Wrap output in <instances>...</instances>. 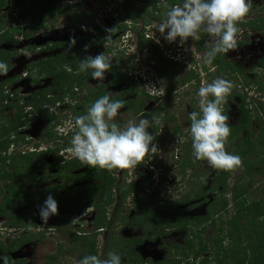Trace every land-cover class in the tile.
<instances>
[{
	"label": "flooded vegetation",
	"instance_id": "af4514ba",
	"mask_svg": "<svg viewBox=\"0 0 264 264\" xmlns=\"http://www.w3.org/2000/svg\"><path fill=\"white\" fill-rule=\"evenodd\" d=\"M93 1L95 0H54V6L51 8L53 10L56 6L58 7L60 5L62 11L66 10V14L70 12L75 14L80 13L84 15L87 20H94L95 26L93 30L91 28L86 29V26H84L85 17L82 19H80V17L79 19L73 21V23L79 24L78 26L81 25L79 28L82 31L76 28L68 30L67 32H59L58 29L48 30L45 27H47L49 21L46 25H38V27H33L31 26L32 24L28 26V24H26L22 27V33L20 35L16 34L12 40L3 43L0 46V49L9 54L10 59V70L7 75H0V77L8 76V78L5 79L0 78V85L8 83L6 87H4L3 95H0V115L4 118L3 121H0V128L3 127L2 123L7 125L6 127L9 129L7 138L9 142H11L8 151L4 153V156L6 155V157L9 158V160L6 161L7 164L4 166V170L11 174V178L8 182L14 183L18 180L25 179L28 182L24 186V191L29 194H34L31 197L34 204L29 207L25 206V210H22L24 208L23 207L15 211V214L21 215L20 218L23 217L24 220L31 219L32 222L34 219L39 220L40 216L38 214V206L43 204V200L41 199H44L45 195L52 194L56 199V197L65 196L66 194H73L75 188L87 189L92 185L99 184L92 182L93 180L90 177H87L86 179L81 178L87 173V171L85 173H76L84 168L85 170H88L87 167L78 168L77 170L71 171L69 175H66L65 172L62 171L63 168L71 162L80 160L67 153L66 149L68 148V143L70 142H65V140L59 136L55 137V135L51 138L47 132L54 133V130L58 129L61 125L57 122V120H59L57 116V114H59L58 111H62L61 114L66 112L68 115L73 111L71 113L73 118L71 122H73L72 126L75 127V118L79 116V113L84 111L87 106H91L100 97L108 95L112 101H122L124 105L118 111V114L113 122L117 123L120 127H123L130 120L138 123L141 119H149L151 123L148 131L154 137L153 143L158 145L160 150L159 155L154 156L148 161L146 159L145 164L138 165L135 169L127 170L128 177H125V180L129 181V179H131L130 182H128L129 184L134 183L135 188H139L141 184L145 186L138 194H132L126 200L130 203L131 207L135 206L134 208L136 210L131 208V212L126 213L124 212L125 209L120 208L121 212L118 214L121 216L119 217V226L116 227V229L122 228L126 224L130 225L129 223H132L134 226H138L133 223L132 218H134L137 213L142 212V208L137 206V204L138 202H141L143 198L150 199L151 202L149 205L154 204V209L151 211H175L177 212L176 215L181 219L200 220L213 215L214 208L211 206L214 202L222 200V198H220L221 188L215 184L216 169L211 168V172H209L208 186H206L202 180H197V176L200 175L196 172L198 161L194 160L192 156L193 150H190L192 147V139L190 133L191 121L189 115L192 112H199L200 108L197 106L196 101L191 99L188 102L189 104L186 109H184L182 108L183 101L180 98L187 96L188 94L194 96L198 95V90L202 81L211 83L216 78H220V76L228 78L230 82L237 80L242 76V81L245 82L244 76L238 73L242 70H240L237 66L236 58H233L232 61L230 59L232 58V54H234V56L236 55V51H238V55L243 56L244 53H247L248 51L251 52L253 48H264V30L255 31L248 26L243 27L241 23L249 24L250 22H241L238 25H240V28H244L245 31H242L241 33L238 32L239 34H237V37L239 38H237V47L233 50H229L227 53L217 54L211 64H206L204 63L203 58L209 51L206 44L210 41V37L206 32L201 30L198 34L199 39L193 40L192 38H189L188 41L192 42L189 46L186 44L180 46L179 37L175 42L169 43L164 36L156 30V26L159 21L161 22L165 20L167 18L166 14L170 10V7L167 5V0H158L156 5H153L151 2L150 6H147L143 11L141 10V12L138 7H134L130 4L122 6L118 3L119 6H117L116 3L111 2L110 0H107V2L99 0L104 4V6L97 3L98 8L96 9V12L101 7L102 9H100V12L95 17L92 12L87 10L88 4ZM138 2L143 4V0H139ZM262 2H264V0H260L258 4L261 5L258 7L260 17L255 20L264 18V16H261L264 12V4H262ZM16 3L17 0H14V2H12V0H7V5L9 7L6 10L11 9V12L13 7H16ZM44 3V0H38V4L43 5L42 9L45 11L43 12L47 13L50 10V7L48 4L44 5ZM162 4L166 5L164 11L161 8ZM31 5L32 4L29 1H26L24 8L26 10H30ZM54 13H57V15L65 14L59 12ZM245 18L249 17L247 16ZM29 20L32 21L31 18H28V21ZM107 21L111 22V25L108 24ZM30 27H33L34 30H29ZM40 27L43 28L42 31H40L41 29L39 30ZM109 29L114 30L111 34L109 42L106 46H104L105 37L109 35ZM241 30L243 29H240V31ZM252 33H257L256 35L263 36V39H251L249 36L252 35ZM36 36H41L42 38L36 40ZM73 36L76 38V41H84V45H82V48L79 49L83 56L78 57V59L82 60L86 56H95L103 52L105 56L111 58V67L108 72L105 73V79L103 81H97L92 78V69H89L86 72H78V70H73L78 67L72 65V70L68 72H71V78L75 76L73 79L77 81L74 82L73 86H66L61 90L59 88V82H56L55 79L59 74L57 64H59L62 57L69 52L67 51L69 47L68 41L70 37ZM113 36L114 38L112 39ZM157 40H159V43L156 42ZM34 42L39 45L37 46L36 44H32ZM86 46L87 51L85 50ZM37 55L44 56H42L39 61L31 63L30 59H33ZM75 58L72 57L74 61ZM263 58L264 55L256 60L255 67L257 66L258 61ZM43 61L51 62V64L47 66L50 67V69L53 68V76H50V73H42V66H36ZM21 62L26 63L23 67L25 72L22 73L20 71L18 73L17 67L21 64ZM155 62H158L157 65H155ZM170 65H174L176 67L179 66L181 69L187 71L180 83H178L174 78L175 70L169 69ZM189 65L190 67H188ZM235 68L239 71L235 72ZM256 69L255 77L261 73L259 72L261 70L257 67ZM159 78L165 82V85H162L159 82ZM79 80H84V84H81ZM53 85L58 88L56 90L59 91L57 96L54 94L47 95L48 102L43 104L42 101L44 92H46V89H49ZM91 85H94L93 88H91ZM184 85H188V87L184 88L175 96V90L178 87H183ZM152 86H155L157 89L154 91ZM232 89H234V86ZM138 96L150 97L152 104L147 106L145 102H142L140 98H138ZM56 97H58V100L54 103ZM60 104L65 105L64 107L66 110L58 107ZM51 106L54 108L53 111L57 110V112H54V115L51 114V116H44V114L49 111L43 109H47ZM3 110L4 113H2ZM185 110L188 112V116H184L183 119L186 121V125L189 124L187 128L182 127L181 116L184 114ZM223 110L224 114L227 115V110L224 108ZM9 111H12L11 117H8ZM123 113L131 115L132 118H124ZM241 113L242 112L239 108V121L241 119ZM18 114L21 116L20 121L16 118ZM35 115L40 119H45V117H54V120L45 122L47 126H50L53 121L54 123L57 122L55 123L57 126H51V128H49L46 132L45 142L48 147L44 149L42 146L45 142H38L34 144L33 149L28 147L29 149L27 150L19 151L23 146L27 147L33 145V142L28 140L30 138L26 136V125L31 124L28 120L32 119ZM82 115H84V113ZM18 121L19 123H15ZM39 121L42 122V120ZM162 123L165 127L164 129L161 126ZM171 126L173 127V130H170ZM62 141L63 144L60 143ZM182 149L187 150L185 154L182 153ZM21 155L26 157L28 155H32V157L34 156V158H36L37 172L35 180H33L34 175L29 177L17 175L16 169L9 166L12 164L11 160L13 158H18ZM188 159L193 161V167L187 166ZM0 166H2V162L0 163ZM1 169L2 167H0V173ZM19 170L22 172L23 170H28V163L27 166L20 167ZM130 170H132V172H130ZM142 170H146L148 174H143ZM78 176H80L79 181H69L75 177L78 178ZM111 176L116 180L118 174H111ZM55 179L59 182L57 184L50 185V181ZM187 180L192 181V186H190L191 198H189L190 194L186 187ZM82 181H84V185H82ZM117 183L118 182L116 180L115 187L121 189L120 194L118 195L119 200L121 203L126 202L122 200L121 195L124 192L123 190H126L128 186H125V188L123 187L122 189V185H117ZM192 187H197V189L194 188V190ZM64 189H66L65 193L62 191ZM136 197L138 198L137 202L134 201ZM56 200L58 201L59 207L61 206L59 210L62 214L53 216V227L48 228L43 225L41 230H37L39 238L44 237V235H47V237L51 236L57 244L55 254L50 255L48 260L52 257H55L58 260L64 253L66 254L64 256L68 257L75 251L76 244L74 242V238L76 230L71 229L72 221L74 225V220L76 218H80L82 215H85L89 209H95L92 206H88L92 203V200L86 197L83 198V196H79V198L76 199L81 208L79 212H68L66 209L68 204L64 203L61 199ZM158 205H160V207H158ZM103 207L108 209L105 204ZM148 211H150V208H148ZM199 211H204V213L198 214ZM193 212H197V214L191 215ZM124 217L127 221L122 224V218ZM0 219H4L2 224L3 227L0 228V240H6V243L0 242V244L3 243L7 248L4 254L0 253V256L7 257V261H10L9 264H27L26 259L32 255L35 243L34 240H31L28 243L21 245L20 240L32 236L31 234L34 232V227L31 228V230H29V228L16 229L13 224L9 223V219L4 217H0ZM67 219L69 220L68 224H70L68 227L64 224L59 225L56 223L61 220L68 222ZM89 220L90 218L86 223H90ZM189 220L188 222H192ZM40 221L42 220L40 219ZM83 221H85V218ZM83 223L84 225L82 226L85 227V222ZM8 225L13 228H8ZM79 225L81 226V224ZM22 230L23 232L20 234V231ZM182 230H185L184 234L186 235V241L184 244L185 248L187 244L188 232L186 229ZM84 231L82 234L80 232L78 234L84 236ZM104 231L105 230L102 232L104 233ZM175 231L180 230L178 229ZM175 231H173V233ZM56 232H64V241L63 239L60 241L56 240ZM170 232L171 231H168V233ZM12 233H16L18 236H11ZM89 233H87V235ZM168 237V235L164 236V238ZM129 238L139 237L131 236ZM147 238H149V236H147ZM17 240H19L17 247L10 250L9 246L11 243ZM154 241H156V239L147 240L145 238L144 240L142 239L135 247V251L140 255L141 260L152 262L149 257L144 258L139 252H141L140 247L144 245L145 242L153 243ZM170 249L171 248L168 247L166 250L170 252ZM15 256H18V258H15Z\"/></svg>",
	"mask_w": 264,
	"mask_h": 264
},
{
	"label": "trees",
	"instance_id": "16d2710c",
	"mask_svg": "<svg viewBox=\"0 0 264 264\" xmlns=\"http://www.w3.org/2000/svg\"><path fill=\"white\" fill-rule=\"evenodd\" d=\"M29 1L32 5L30 10H26L24 7L25 2ZM45 4L54 6V0H44ZM104 2H107V0H103ZM111 2H114L117 4V6H127L128 4L138 7L140 12L143 11L147 6H150V3L152 2L153 5H156V2L158 0H143V4L141 2H138L139 0H110ZM168 6L171 8L174 5L182 4L183 0H167ZM119 3V5H118ZM17 5H21V13L20 17L22 19H28L31 18L33 22L36 25H46L48 22V17L46 15L50 14V16L54 12L59 13H65L66 10L61 9V6H56L53 10L50 7V10L47 13H43V11H40L43 7V5L38 4V0H17ZM16 5V6H17ZM9 6L7 5V0H0V46L7 42L12 40V38L17 34L20 35L22 33L19 29H11L7 30L6 27L8 26L11 12L10 10H6ZM169 8V9H170ZM43 10V9H42ZM243 27L248 26L251 29L255 31H262L264 30V18L254 20L250 22L249 24H241ZM33 28V27H30ZM29 30H34L30 29ZM99 29V28H98ZM98 35V34H97ZM100 39V38H99ZM82 45H84V41H76V44L74 47L71 48V50L65 54L64 57L60 60V63L57 64V66H60L59 68V74L56 76V82H59V88L62 90L66 86H73L74 82L77 80L71 78V72H68V69L73 67H78L80 59L78 57H82L83 54L79 49L82 48ZM72 57H76L75 61L72 59ZM0 61L5 62L10 70V59L9 54L6 53L4 50L0 49ZM50 61H43L36 66H42V73H50V76H53V68L50 69L47 65H50ZM259 70L264 72V58L259 60L256 66ZM74 71L78 70V68L73 69ZM239 70L235 68V72H238ZM239 74L244 76V81L247 86H250L251 84H257L259 91H264V83H260L257 80V76L254 79H250L247 77L244 72L239 71ZM83 75V74H82ZM238 75V74H237ZM237 77V76H236ZM235 77V78H236ZM81 84H84V80H79ZM78 83L79 85H81ZM8 83H3L0 85V95H3L4 93V87H6ZM58 88L53 85L49 89H46V92H44L43 95V101L47 103V95L52 94L54 91H56ZM233 95L230 94L227 99L232 98ZM238 97L240 99V105L239 108L241 110V119L239 123L231 127V134L228 137V141H231L232 139L236 138H242L241 141L237 142L238 149H236L234 155H238L242 158L243 163L246 160H250V158H253L255 155H259V160H257L255 163H246L242 166L243 172L245 174H255L258 173H264V137L261 138L259 142L254 143L252 141V133L250 130L251 123H252V117L250 115V112L248 110V103H247V95H240L238 94ZM57 102V99H55V103ZM45 103V104H46ZM261 108L263 106L261 105ZM4 113V110L2 111ZM19 121L21 120L20 114L16 116ZM4 118H0V121H3ZM54 120V117H45V121L50 122ZM15 122V123H19ZM2 128H0V163L2 162V169L0 173V217H4L10 220L9 223L13 224V226L16 229H23L28 228L29 222H31V225H33V222L31 219L27 220H21V215H16L15 211L25 207V206H31L34 204L33 201H31V197L34 194H29L24 191V186L27 184V180L22 179L18 180L16 182H8V180L11 178V174H9L6 170H4V166H6L7 162L9 160L6 155L4 156V153H6L10 147L11 142L8 140V133L9 129L6 127L7 125L5 123H2ZM47 134L53 138L54 133L53 132H47ZM242 135H244L242 137ZM230 142H226V145ZM70 143H68V147H70ZM190 150H193L191 147ZM191 152V151H190ZM227 152L230 153V150L227 148ZM231 154V153H230ZM11 163L9 166L16 169L17 175H23L25 177L33 176V180L36 178V172H37V162L36 158L32 155L26 156H20L18 158H13L11 160ZM28 163V170L20 171V167L27 166ZM187 166L193 167V161L188 159L187 160ZM256 166H259V169H256ZM45 167V164H44ZM87 167V173L82 176V179H86L87 177H90L95 183L87 189L83 188H75L73 194H66L65 196L56 197V199H61L64 201V203L68 204L66 209L68 212H76L80 211L81 208L78 205L76 199L79 198V196H83V198H88L92 200V203L88 205L89 207H94L95 209H100L101 213L98 214L96 221L94 222L95 230L90 231V233L87 235V233L84 231V227L80 228L79 231H76L74 242L76 245L83 246L85 249V252L80 254L78 256V260H82L84 257L88 255H97L101 259H105L108 257L109 253H116L121 258V264H136L137 261L141 260V257L138 253L135 251V247L141 242V238H127L122 237L120 234H118L116 231H114L116 228L111 227V236L110 239L105 244L104 254L103 257L100 256V249H98V237L99 235H102V231L106 229L105 225L107 222V214L108 210L107 208H104V204L107 205V207L112 206L115 202L114 195L112 194V191L114 187L116 186V180L112 178L111 174H108L105 169L100 170L101 168L96 167L92 168L86 164L81 163V161H74L69 163L66 167L63 168L62 171L65 172L66 175H69L71 171L77 170L78 168ZM116 170V169H114ZM233 171H224V170H217L216 169V175H215V184L221 188L220 194L227 195L228 192L233 191V199L238 203L237 205L241 208L238 210V215L235 216V218L232 221L229 222H221V224L218 226V233L217 236H215L212 239V243L209 246L208 244L204 243V240L202 236H200V242L198 247H196V244L192 242V230H188L189 222L186 219L179 218L175 211H166L165 210H155V211H148V206L150 204V199L143 198L141 202H138L137 206H140L142 208L141 213H137V215L132 218L133 223L137 224L138 226H144L148 228H155V235L157 237L166 236L168 235V231H175V230H181L186 229L189 233L187 236V244L183 251L184 254L186 253V257L188 258L190 252L193 253V258L189 261L188 264H197L198 260L202 257L204 252H207L213 248H217L216 253V264H264V222H259L261 218L264 217V207L261 202H254L253 205L250 207L247 206V200L248 194L251 191V189L254 186L253 181H250L246 184H242V180H237L236 184L234 185L233 189L229 188V180L233 175ZM79 177H75L74 179H70L69 181H79ZM143 184L139 186V188H135V184H129L126 190L121 195V198L123 201H126L130 195L132 194H138L140 190L144 189ZM123 189V187H121ZM215 189V188H214ZM216 190V189H215ZM70 197V198H69ZM245 198V201L239 202L240 198ZM135 202L138 201V198L136 197L134 199ZM62 202V201H61ZM104 204H102V203ZM213 211L215 212V215H220L223 212L227 211V203L226 200L222 199L218 202H214L213 205ZM85 208V207H84ZM121 211L118 210L117 214ZM106 214V216H105ZM210 216L206 218H202L200 220L194 219L189 221L194 222H200L198 226L202 227V222L204 221V224L207 223V220H210ZM123 222L122 224L126 223V218H122ZM59 225L64 224L65 222L63 220L56 222ZM213 224L215 225V221H213ZM229 225L231 226V230L229 232H226L225 226ZM34 226H31L33 228ZM263 231H262V229ZM201 230V229H200ZM84 231L85 235L78 234L79 232L82 234ZM202 233L206 231V229L201 230ZM170 232V233H171ZM259 234L258 236H255ZM32 236L26 237L23 240H20L21 245L28 243L31 241L35 236L33 233ZM148 235H146L147 237ZM149 238L152 240L153 238L149 236ZM226 239H231L232 243L229 244V247H224V242ZM19 244V240L13 241L11 245L8 247L10 250L14 247H17ZM177 247V246H176ZM6 246L1 243L0 244V253L5 252ZM4 256H0V263L4 264V260L2 259ZM10 259V258H9ZM190 259V257L188 258ZM11 260V259H10ZM57 259L55 257H52L48 260L47 264H52ZM137 260V261H136ZM142 261V260H141ZM8 260V264H9ZM183 260H165L164 262L157 261L152 262L151 264H182ZM199 264H210L207 260H202Z\"/></svg>",
	"mask_w": 264,
	"mask_h": 264
},
{
	"label": "clouds",
	"instance_id": "9594fccd",
	"mask_svg": "<svg viewBox=\"0 0 264 264\" xmlns=\"http://www.w3.org/2000/svg\"><path fill=\"white\" fill-rule=\"evenodd\" d=\"M251 7L252 0H183L182 4L170 8L167 18L156 26V30L169 43L175 42L179 37L180 46L186 44L189 38L199 39L198 34L203 30L210 37L206 44L209 51L203 60L204 63L211 64L217 54L227 53L237 47V25L248 15ZM21 8L22 6L13 7L7 30H22L24 27L25 24L20 21L28 19L20 17ZM31 26L38 27L36 24ZM113 30H108L104 46L109 42ZM37 36L36 40L42 38ZM156 42L159 43V40ZM75 44L76 38L70 37L67 51ZM85 50L87 51V46ZM110 60L103 52L86 56L80 60L78 72L92 69V78L103 81L105 73L111 67ZM8 71V65L0 61V75H7ZM187 87L188 85L178 87L174 95ZM152 88L154 91L157 89L155 86ZM232 88V82L223 78H216L211 83L202 81L198 90L200 111L189 115L194 158L207 161L212 168L224 171H233L243 166L240 156L230 154L225 149L231 128L222 105L227 103ZM123 106L122 101H112L108 95H104L87 109L86 114L75 118V127L72 123L68 126L61 125L64 131L59 137L71 144L66 149L67 153L92 168L99 167L108 171L135 169L138 165L145 164L146 158L148 161L159 155V147L153 143L154 137L148 131L151 123L149 119H141L138 123L130 120L123 127L113 122ZM38 214L44 224H48L52 216L59 215V205L54 195L49 194L43 204L38 206ZM31 226L29 222V230ZM2 259L4 264H8L7 257ZM78 264H121V258L114 252L109 253L105 259L88 255Z\"/></svg>",
	"mask_w": 264,
	"mask_h": 264
},
{
	"label": "rangeland",
	"instance_id": "374dc122",
	"mask_svg": "<svg viewBox=\"0 0 264 264\" xmlns=\"http://www.w3.org/2000/svg\"><path fill=\"white\" fill-rule=\"evenodd\" d=\"M97 1V2H95ZM93 2H90L88 4V8L87 10L92 12L95 16L98 15V13L100 12V9H102V7L96 12V9L98 8V4L99 3L101 6H104L103 3H101V1L99 0H95ZM259 1L260 0H252V7H251V10L250 12L248 13V17L249 18H244L243 23H246V22H251L255 19H257L258 17H260L259 13H258V7L261 6V5H258L259 4ZM12 2H14V0H12ZM262 4H264V2H262ZM51 8L53 6L49 5ZM264 6V5H263ZM166 5L165 4H162L161 5V8L165 9ZM40 11H44V10H40ZM45 12V11H44ZM43 12V13H44ZM165 13V12H164ZM1 14V12H0ZM164 15V14H163ZM246 16V17H247ZM261 16H264V12L262 13ZM46 17L50 18L48 19V24H47V28L48 30H55V29H58L59 32H67L68 30H72L73 28H76L80 31H82L78 26L79 24H75L73 23V21L79 19H82L83 17H85L84 15L80 14V13H65L63 15H57V13H54L50 16V14L46 15ZM94 19V18H93ZM32 20V19H31ZM1 21V20H0ZM22 24H32L34 25L35 23L32 21H28V20H21L20 21ZM162 22V21H161ZM159 21V23H161ZM240 22V23H241ZM108 24L111 25V22L107 21ZM157 23V22H155ZM158 23V24H159ZM238 23V24H240ZM242 24V23H241ZM84 26H86V29H89L91 28L93 30L95 24H94V20L92 19H89L87 20V18L85 17V22H84ZM237 27L239 28V32L241 33L242 31H245L244 28H240V25H237ZM41 29V30H40ZM43 28H39L40 31H42ZM240 29H243L240 31ZM38 30V31H39ZM250 31V30H249ZM239 34V33H238ZM257 33H252V35H250L249 37L252 39H256V40H259L257 38H260V39H263V36H259V35H256ZM114 38V36L112 37V39ZM239 38V37H237ZM192 42L191 41H187L186 45L189 46ZM259 43V42H258ZM256 43V44H258ZM156 51V50H154ZM155 53V52H153ZM234 53V52H233ZM232 54V53H231ZM230 54V55H231ZM88 55V54H87ZM264 55V48H253L251 50V52H247V53H244L243 56H240L238 55V51H236V55L234 56V54H232V58L230 59L231 61L233 60V58H236V63H237V66L239 67L240 70H242L246 76H248L250 79H254L255 78V71L257 70L255 65H256V60L259 59L260 57H262ZM42 56L44 55H37L36 57H34L33 59H30L31 60V63H35L37 61H39ZM245 56H248V57H245ZM46 57V56H45ZM44 58V57H43ZM247 58V59H245ZM45 59V58H44ZM158 62H155V65H157ZM24 64L26 65V63L24 62H21L20 65H18L17 67V72L19 73L20 71L23 73L25 72V70H23V67H24ZM60 66H57V69H59ZM169 69L171 70H175V79L177 80L178 83H180L182 80H183V77L185 76L186 74V70L184 69H181L179 66L176 67L174 65H170ZM258 72V71H257ZM261 72L259 75H257V80L260 82V83H264V72L263 71H259ZM20 75V74H18ZM159 77V76H158ZM220 78H223V79H226L229 81L228 78H225L223 76H220ZM256 79V78H255ZM243 80V77L241 76L240 78H238L237 80H234L232 81V84L234 86V89L231 90V94H233V97L232 98H229L227 99V103L223 104L222 105V108L226 109L227 111V116L229 117V125L230 126H234L236 125L238 122H239V117H240V114H239V103H240V99L238 97V94L240 95H247V103H248V110L250 112V115L252 117V123H251V127H250V130H251V133H252V141L254 143H257L259 142V140L263 137H264V91L261 92L259 91L258 89V86L257 84H251L250 86H247L245 84V82L242 81ZM159 82L162 84V85H165V82L159 78ZM207 82V81H206ZM48 83V82H47ZM94 85H91V88H93ZM151 86V85H150ZM140 90V89H139ZM59 91H55L53 92L52 94L56 95L57 96V93ZM150 96V95H148ZM138 98H140V100L142 102H145V104L148 106L150 104H152V100L150 97H143V96H138ZM56 99L58 100V97H56ZM182 101H183V106L182 108L186 109L187 105L189 104L188 102L191 100V99H194V101H196V104L197 106L199 107V96L196 95H187V96H183L182 98H180ZM25 101V100H24ZM187 101V102H186ZM26 103V102H24ZM55 103V101H54ZM26 106H28L27 104H25ZM261 105L263 106V108H261ZM65 105L63 104H60L58 107H60L61 109H65L66 108L64 107ZM90 106H87L84 111H82L81 113H79V116H81L83 113L86 114L87 112V109L89 108ZM53 107H48L47 109H43V110H47L49 111L48 113H45L44 116H51L54 115V112H57V110H54L53 111ZM174 110V109H173ZM72 111V110H71ZM12 112V111H11ZM11 112L9 111L8 113V117H11ZM73 112V111H72ZM72 112L69 113H62V111H58L59 114H57L58 116V119L60 120H57V122H59L62 126H68V124L70 125V123H73L71 122L73 120L72 118ZM180 115V114H179ZM56 116V115H55ZM181 116V115H180ZM184 116H188V112L185 110L184 114L181 116L182 118V127L183 128H187L189 124L186 125V121L183 119ZM1 117V115H0ZM123 117L124 118H127V119H131L132 116L129 115V114H124L123 113ZM39 120H42L39 121ZM29 122H31V124H28L26 125L27 128H26V136L30 139V142H33L32 144L33 145H30V146H23L21 148V150L19 151H24V150H27V149H33L34 148V144L38 143V142H45L46 141V132L49 128L54 127L57 123L54 121L50 124V126H47V124L45 123V119H40V118H37L36 115L32 117V119L28 120ZM61 125L58 127V129H55L54 130V134H55V137H58L59 134H61V132L64 131V128H61ZM57 126V125H56ZM162 128L164 129V125L162 123ZM170 130H173V127L171 126L170 127ZM57 133H56V132ZM57 134V135H56ZM244 135H242L243 137ZM242 138H236V139H232L231 141H228L227 142H230L228 143L227 145H225V149L227 151V148L230 150V153L231 154H234L236 149H238V146H237V142L238 141H241ZM63 144V142L61 143ZM29 147V148H28ZM44 149L46 147H48L47 143L45 142L42 146ZM62 149V148H61ZM186 149H182V153L185 154L186 153ZM61 155V154H60ZM59 155V156H60ZM57 156V155H56ZM193 156V154H192ZM54 158V157H53ZM52 158V159H53ZM194 158V156H193ZM259 155H255L253 156V158H250V160H246L245 162L246 163H255L257 160H259ZM147 159V158H146ZM194 160H196L194 158ZM198 161V166L196 167V172H198L200 175L197 176V180H202L206 186H208L209 184V172H211V166L208 164L207 161H201V160H196ZM245 162L243 163V165L245 164ZM256 169L258 170L259 169V166H256ZM102 171V169H100ZM127 170L128 169H124V170H121V169H116V170H112V171H108L105 169V171L108 172V174H118V177L116 178L117 180V185H122V187L125 188V186H128L131 179H129V181L125 180L128 176L127 174ZM87 171V169L85 170L82 169L80 171H77L76 173H85ZM130 172H132V170H130ZM143 174H148V172L146 170H142ZM126 177V178H125ZM242 180V184H246L250 181H253L254 183V186L253 188L251 189V191L249 192L248 194V199L247 200V204H246V207L247 206H251L253 205L254 202H261L263 204V207H264V173H258L257 175H255L254 173L251 175V174H245L243 172V168H238V169H235L234 172H233V175L232 177L230 178L229 180V188L230 189H233L234 188V185L236 184L237 180ZM59 181L57 179L55 180H51L50 181V185L52 184H57ZM94 182V181H92ZM91 182V183H92ZM196 182V181H195ZM95 183V182H94ZM82 185H84V181H82ZM204 185V186H205ZM190 186H192V181H186V187H187V191L189 192V198H191V192H190ZM202 187V186H201ZM193 189L197 187H192ZM120 190L121 189H118L117 187H115L112 191V194L114 195V204L112 206H109L108 207V214L106 216L107 217V222H106V229H104V233H102V235H99L98 237V249H100V256L103 257V251H104V247H105V244L106 242L110 239V236L112 234V230H111V227H118L119 226V217L121 216L120 214H117V211L120 210V208H123L125 209L124 212L128 213V212H131V208L135 209L134 207H131L130 203L129 202H123L121 203V201L119 200V197L118 195L120 194ZM195 190V189H194ZM64 193L66 191V189L62 190ZM124 191V190H123ZM54 193V192H52ZM61 193V192H60ZM49 195V194H48ZM48 195H45V198L44 199H41L44 200L46 199V197ZM220 198L226 200V203H227V211L226 212H223L222 214L220 215H215V212L213 213V215H210V220H207V223L204 224V221L202 222V227L198 226V224L200 222H189V225L191 227H188L189 231H191V233H189V235L191 234L193 236L192 238V242H194L196 244V247H198L199 245V242H200V236H202L203 240H204V243L205 244H208L209 246L211 245L212 243V239L217 236L216 233H218V226L221 224V222H229V221H232L235 216L238 215V210L241 209L237 204V202L233 199V191H230L228 192L227 195H222ZM33 201V200H31ZM242 201H245V198L241 197L239 202H242ZM34 202V201H33ZM82 202V201H81ZM124 204V205H122ZM127 204V205H125ZM154 205V204H153ZM153 205H149L147 208H150V211L152 209H154ZM107 206V205H106ZM130 206V207H129ZM61 207V206H60ZM59 207V209H60ZM158 207H160V205H158ZM26 208L24 207L22 210H25ZM136 210V209H135ZM101 213V210L100 209H89L85 215H82V217L80 218H76L74 220V226L73 225V221H72V225H71V229H75L76 231H79L80 228H83L82 225H84L83 222H85V232H90V231H93L95 230V227H94V222L96 221L97 217L99 216L98 214ZM204 211H199L198 214H203ZM62 212L59 210V215H61ZM75 214V213H74ZM193 214H197V212H193L191 215ZM85 218V221H83V219ZM87 218V219H86ZM90 218V223H86L88 221V219ZM53 216L49 219V222L48 224H44L43 221H40V219H34L33 220V225L34 226V232H33V235L35 236V238H33L32 240H34V247H33V253L32 255L26 259V262L27 264H47V260H48V257L52 254H55L56 252V242L53 240V238L51 236L47 237V235H44V237H40L39 238V234L37 233V230L41 228H43L42 226L44 225V227H53L54 226V223H52L53 221ZM21 220H24V218L22 217ZM68 222H65L64 225L65 226H69L70 224L69 223V220L67 219ZM213 221H215V225L213 224ZM3 222H4V219H0V228L3 227ZM259 222H264V217L260 219ZM81 224V226L79 225ZM130 225H124L122 228H119V229H116L114 231H116L118 234H120V236L122 237H139V238H142L143 240L146 238L147 240H150L149 238L145 237L146 235L152 237L153 239H156V241H154L153 243H149V242H145L144 245H142L140 247V250L141 252V255H143L144 258H148L152 261V262H157V261H161V262H164L165 260H183L182 264H188L189 260H191L193 258V253L190 252V254L188 255L190 257V259H188L186 257V253L184 254L185 251L184 250V244H185V241H186V235L184 234L185 233V230H180V231H175L174 233H169L168 234V238H164V236H161V237H157L154 233L155 231V228L152 229V228H148V227H144V226H134L132 225V223H129ZM63 225V226H64ZM13 228L12 226H9L8 225V228ZM204 230L206 229V231H204L202 233L201 230ZM225 229H226V232H229V230H231V226L229 225H226L225 226ZM262 229V228H261ZM263 231V229H262ZM22 231H20V234H21ZM27 233V232H25ZM24 233V234H25ZM19 234V233H18ZM57 236L55 237L56 240H62L64 238V232H56ZM259 234L255 235V236H258ZM11 236H18L16 233H12ZM167 236V235H166ZM185 236V237H184ZM155 237V238H154ZM6 241V240H5ZM4 240H0V242H5ZM64 241V239H63ZM225 241H227V244H225L224 242V247H229V244L232 243V240L231 239H226ZM6 243V242H5ZM71 246V245H70ZM178 246V247H176ZM170 249V252L166 249ZM166 248V249H165ZM167 251V252H166ZM83 252H85V249L83 246H80V245H76V249L73 253H71V255H69L68 257H65L64 255H66L65 253L61 256V258H59L54 264H78L79 260H78V256L80 254H82ZM216 253H217V248H213L207 252H204L202 257L198 260L197 264H199L202 260H207L210 264H216ZM15 258H18V256H15ZM137 261V260H136ZM152 262H149V261H137L136 264H151Z\"/></svg>",
	"mask_w": 264,
	"mask_h": 264
},
{
	"label": "water",
	"instance_id": "95a60500",
	"mask_svg": "<svg viewBox=\"0 0 264 264\" xmlns=\"http://www.w3.org/2000/svg\"><path fill=\"white\" fill-rule=\"evenodd\" d=\"M38 39H39V38H38ZM32 44H36V42H34V43H32ZM37 45H39V44H37ZM0 78L5 79V78H8V76H2V77H0Z\"/></svg>",
	"mask_w": 264,
	"mask_h": 264
},
{
	"label": "built area",
	"instance_id": "2783aa9c",
	"mask_svg": "<svg viewBox=\"0 0 264 264\" xmlns=\"http://www.w3.org/2000/svg\"><path fill=\"white\" fill-rule=\"evenodd\" d=\"M15 25V24H14Z\"/></svg>",
	"mask_w": 264,
	"mask_h": 264
}]
</instances>
